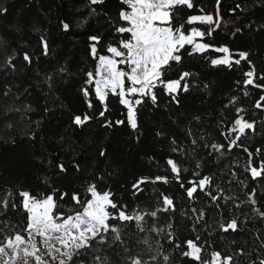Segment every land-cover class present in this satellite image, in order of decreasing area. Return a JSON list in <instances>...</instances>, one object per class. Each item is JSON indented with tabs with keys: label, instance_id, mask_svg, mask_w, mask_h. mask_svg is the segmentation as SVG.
<instances>
[{
	"label": "trees",
	"instance_id": "16d2710c",
	"mask_svg": "<svg viewBox=\"0 0 264 264\" xmlns=\"http://www.w3.org/2000/svg\"><path fill=\"white\" fill-rule=\"evenodd\" d=\"M192 2L193 9L178 6L174 26L183 23L186 32L191 27L206 32L208 25L187 24L188 16L212 14L216 20L219 11L214 36L197 38V42L227 45L234 60L241 51L249 56L230 69L213 67L206 57L223 54L209 51L189 56L192 46L186 45L181 50L182 63L172 62L165 78L177 80L183 71H190L189 91L173 94L177 102L162 86L155 88L157 103L145 98L138 107L134 131L118 95L109 93L101 103L94 84H85L86 73L96 70L98 56L110 55L108 44L130 38V34L116 33L114 27L127 26L119 19L121 9L130 10L127 5L121 0H104L102 5H91L89 0H0V8L7 9L0 13V240L27 226L29 214L23 208L21 190L41 200L53 195L54 212L67 215L69 210H80L73 193L82 201L90 199L87 188L95 184L98 192H109L118 206H126L129 215L143 214L145 230L140 231L135 221L112 219L110 223L122 230V241H114L109 232L108 243L92 241V247L74 256L71 264H95L92 258L96 255L101 261L107 257L108 264H131L137 255L149 264H198L182 255L189 239L202 249L204 260H210L213 251L231 256L230 264H259L264 258V216L260 215L264 212V175L254 178L251 173V166L259 170L264 161V87L244 84V73L254 69L255 84L264 85V7L258 0H220L219 7L217 0ZM237 4L241 8L236 9ZM61 21L69 23L68 31ZM93 35L101 42L90 40ZM42 38L49 46L47 56ZM94 44L95 59L91 54ZM25 53L31 63L24 60ZM9 57L13 58L11 66L5 63ZM62 67L67 71L59 72ZM119 67L127 70L126 65ZM48 75L53 76L51 89L45 82ZM83 88L91 89L88 96ZM75 115L92 119L76 126ZM238 116L254 123V129H245L239 139L229 132ZM117 120L124 124L116 125ZM106 121L112 127H106ZM230 140H236L231 147ZM213 144L223 147L217 151ZM102 151L105 156L100 155ZM168 159L177 163L179 181ZM60 162L66 173H60ZM204 176L210 182L200 190L198 181ZM156 177H167L168 182L156 181ZM190 180L197 185L192 198L186 191L192 186ZM164 195L173 201L172 206L164 205ZM152 211L156 217L150 215ZM233 219L237 229L224 231L221 224ZM146 238L148 245L143 243ZM97 248L99 252L94 251ZM157 252L156 261H151Z\"/></svg>",
	"mask_w": 264,
	"mask_h": 264
},
{
	"label": "snow or ice",
	"instance_id": "6c2138e0",
	"mask_svg": "<svg viewBox=\"0 0 264 264\" xmlns=\"http://www.w3.org/2000/svg\"><path fill=\"white\" fill-rule=\"evenodd\" d=\"M121 2L127 5L128 9H121L119 12V19L127 24L115 25V32L118 34H130V38H122L118 44L109 43L107 46V53L110 55H99L98 64L95 72H88L87 80L85 84H94V91L96 97L101 103H104L109 93L119 96L120 104L127 109V122L128 125L135 131L138 128V107L145 103V98H150L153 105L157 103V95L153 91L158 86H162L165 93L170 95L173 100H177L176 94L182 90L188 92L191 84L189 78L193 76L190 71H183L179 79L172 80L166 79L165 73L172 62L178 64L182 63L183 53L182 49H185L186 45L192 46V51L188 53L189 56L194 54H204L209 51L223 54L216 58L206 57L210 60V64L213 67L224 66L231 68L233 64L239 65L241 60H246L249 56L248 52L241 51L237 53L239 59H233V53L227 45L216 46L214 42H197V38L203 40L204 37L212 38L219 27V11L216 13L217 19L214 20L212 14L204 15H189L186 23L193 25L196 22L200 24L208 25L207 31H202L197 27H191L187 32L184 30V24L174 26V16L178 9V6H186L188 9H193L194 4L192 0H121ZM260 6L264 7V0H258ZM91 5L104 3V0H89ZM219 7L220 0H217ZM236 9L241 8L240 4H237ZM7 9L0 8V13L6 12ZM95 10L93 9V12ZM232 11H235L233 9ZM63 29L68 31L70 29L69 23L61 21ZM90 40L100 43V37L90 36ZM41 44L43 46V54L45 56L49 53V46L47 42L42 38ZM186 50V49H185ZM91 54L93 58H97L98 50L96 45L91 46ZM12 57L5 62L11 66ZM24 60L31 63V57L28 53L24 54ZM119 65H126L127 70H123ZM61 73L67 71L65 68L58 70ZM244 75L247 79L244 81L245 85H255L256 87H264V85L255 84L253 79L254 69L249 70ZM51 89L53 87V76L48 75L46 81ZM127 82V83H126ZM183 82V83H182ZM207 87V85H205ZM85 96L90 94V88H83ZM264 100V97H261ZM261 103L258 101L256 107H261ZM89 107H92L89 103ZM31 111V108L28 109ZM47 111V109H45ZM105 110L100 112V116L104 117ZM241 109H237V112H241ZM92 117L84 115L83 118L80 115H75L73 118V124L76 126H83L86 121H89ZM39 124V122H37ZM116 125H123V120L115 121ZM106 127H112L111 121H106ZM245 129H254V123H250L242 116H238L234 122L230 133H236L237 139L244 134ZM157 135L162 133L157 132ZM176 143L175 140L172 141ZM195 144V141H193ZM236 143V140H230L229 147ZM212 147L219 151L223 145L213 144ZM245 151H248L246 148ZM172 151H177L173 148ZM260 151L259 149L257 150ZM101 156H105L106 153L102 151ZM251 155V154H250ZM52 162L49 161V164ZM168 165L171 166L172 173L177 175L179 181V168L177 163L173 159L167 160ZM79 170V165H73ZM199 163L197 167H199ZM251 166V165H250ZM57 167L60 173H66L67 168L63 162H60ZM252 176L264 175V161L261 162V168L258 170L255 166H251ZM199 175V173H194ZM156 181L168 182L167 177H156ZM143 182V180H141ZM210 177L204 176L198 181L200 190H204L209 184ZM192 185L186 189L189 198L193 197L194 192L197 191V185L194 181H189ZM136 187V185H134ZM181 187L184 185L181 183ZM87 192L90 195V199L81 200L79 194L73 193L72 199L76 205L80 206V210H69V214L55 213L54 209L57 207L54 196L46 195L44 199H37L31 195L27 190H21L19 196L22 198L23 208L28 212V222L25 229L22 232H15L13 235H5L3 240H0V256L6 257L0 264H9L10 260L15 259L23 252L25 257V264H28V257H35L37 264H41V257L37 255L39 251L36 244V237L40 238V243L45 245L48 254L52 258L53 264H71L74 256H79L81 252H86L92 247V241H97L100 244L108 243L107 234L113 233L114 241H122L121 229L110 223L112 219H119L121 222L135 221L137 228L140 231L145 229L142 227L141 222L144 220V215L136 213L129 215L126 211V206H118L111 199L109 192H98L96 185L91 184L87 188ZM12 195L11 192L8 193ZM66 193L61 195L60 199H64ZM163 195V194H162ZM209 195H211L209 193ZM213 201L217 200L216 196H211ZM163 203L165 206H172L173 201L167 196H163ZM255 204V200H252ZM4 207L7 208V201L4 202ZM15 208V203L12 204ZM111 208L116 212H110ZM167 210V207L164 209ZM196 212V209H193ZM152 217H156L157 212L152 211L150 213ZM264 216V212L260 213ZM200 218H203L204 213H199ZM171 227V225H169ZM221 228L224 231L229 229L235 231L237 229V221L233 219L226 225L221 224ZM154 231H160V229L153 228ZM199 237H197V240ZM53 242H56L60 247H56ZM143 243L149 244L146 238ZM188 250L183 251L184 257L191 258L198 262V264H230L232 261L231 256L222 257V254L216 251L211 253L210 260H204L202 258V249L197 246V243L191 239L185 242ZM111 246V245H109ZM150 247V245H149ZM180 248L181 245H177ZM94 251L99 252L100 249ZM125 251H128L125 248ZM9 252L11 255H9ZM56 254H59L58 256ZM151 256V261H156L157 256ZM95 264H108L107 257H104L101 261V257L96 255L93 258ZM164 261L167 262L169 257L164 256ZM81 264H87L85 261H81ZM131 264H149L148 260H143L139 255L131 258ZM255 264V262H253ZM259 264H264V258L259 260Z\"/></svg>",
	"mask_w": 264,
	"mask_h": 264
},
{
	"label": "rangeland",
	"instance_id": "374dc122",
	"mask_svg": "<svg viewBox=\"0 0 264 264\" xmlns=\"http://www.w3.org/2000/svg\"><path fill=\"white\" fill-rule=\"evenodd\" d=\"M55 244L56 247H60V245L56 242H53ZM36 244L37 247L39 249V251L37 252V255H39L42 259H41V263L42 264H52V258L51 256L48 254V250L46 248L45 245L40 243V238L36 237ZM9 255H11V253L9 252ZM57 256L59 254H56ZM6 257H2L0 256V261H2L3 259H5ZM28 264H37L35 257H28L27 258ZM9 264H25V257L23 252L20 253V255L15 259V261H11L9 262ZM219 264V262H218Z\"/></svg>",
	"mask_w": 264,
	"mask_h": 264
},
{
	"label": "built area",
	"instance_id": "2783aa9c",
	"mask_svg": "<svg viewBox=\"0 0 264 264\" xmlns=\"http://www.w3.org/2000/svg\"><path fill=\"white\" fill-rule=\"evenodd\" d=\"M42 264V263H41ZM53 264V263H52Z\"/></svg>",
	"mask_w": 264,
	"mask_h": 264
}]
</instances>
